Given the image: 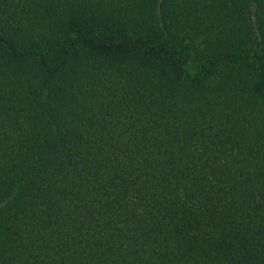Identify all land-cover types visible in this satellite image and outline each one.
Returning a JSON list of instances; mask_svg holds the SVG:
<instances>
[{
  "label": "trees",
  "instance_id": "obj_1",
  "mask_svg": "<svg viewBox=\"0 0 264 264\" xmlns=\"http://www.w3.org/2000/svg\"><path fill=\"white\" fill-rule=\"evenodd\" d=\"M0 264H264V0H0Z\"/></svg>",
  "mask_w": 264,
  "mask_h": 264
},
{
  "label": "rangeland",
  "instance_id": "obj_2",
  "mask_svg": "<svg viewBox=\"0 0 264 264\" xmlns=\"http://www.w3.org/2000/svg\"><path fill=\"white\" fill-rule=\"evenodd\" d=\"M192 70H193L192 67L189 66V67H188V71H189V72H192Z\"/></svg>",
  "mask_w": 264,
  "mask_h": 264
}]
</instances>
